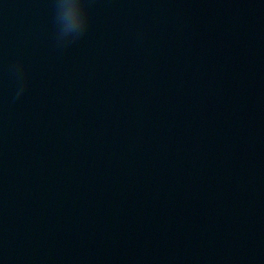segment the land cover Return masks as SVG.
Returning a JSON list of instances; mask_svg holds the SVG:
<instances>
[{
	"label": "water",
	"instance_id": "1",
	"mask_svg": "<svg viewBox=\"0 0 264 264\" xmlns=\"http://www.w3.org/2000/svg\"><path fill=\"white\" fill-rule=\"evenodd\" d=\"M83 2L0 0V264H264V0Z\"/></svg>",
	"mask_w": 264,
	"mask_h": 264
},
{
	"label": "clouds",
	"instance_id": "2",
	"mask_svg": "<svg viewBox=\"0 0 264 264\" xmlns=\"http://www.w3.org/2000/svg\"><path fill=\"white\" fill-rule=\"evenodd\" d=\"M53 21L58 42L70 43L78 39L88 27V15L83 0H55ZM20 91H23V85Z\"/></svg>",
	"mask_w": 264,
	"mask_h": 264
}]
</instances>
